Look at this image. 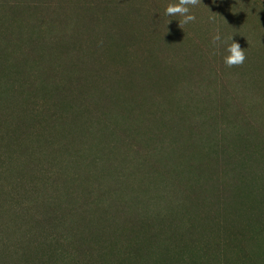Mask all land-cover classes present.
Returning <instances> with one entry per match:
<instances>
[{
  "label": "rangeland",
  "instance_id": "374dc122",
  "mask_svg": "<svg viewBox=\"0 0 264 264\" xmlns=\"http://www.w3.org/2000/svg\"><path fill=\"white\" fill-rule=\"evenodd\" d=\"M169 2L0 0V264L157 261L189 224L201 240L171 264H260L221 226L253 177L232 137L264 172V0H200L183 28ZM217 27L242 65L210 55Z\"/></svg>",
  "mask_w": 264,
  "mask_h": 264
},
{
  "label": "trees",
  "instance_id": "16d2710c",
  "mask_svg": "<svg viewBox=\"0 0 264 264\" xmlns=\"http://www.w3.org/2000/svg\"><path fill=\"white\" fill-rule=\"evenodd\" d=\"M250 135V134H249ZM231 143L233 144L234 151H237L238 155L237 157L244 160V162L248 161L247 165L242 166L243 171L240 175V178L253 176L246 181H240L239 184H241L238 187H234L231 203L236 204L237 206V212L233 215H228L225 217V219L222 221L221 229L224 232V242L227 246L230 247H237L240 246L243 241H247L252 243V254L257 258L260 264H264V182H258L256 180V175H264V172L258 173V170H254L253 167L257 166L256 162L257 160L253 161L256 157V155L261 152V146L259 144H256L252 138H250L246 134H242L238 137H232ZM258 161H262L264 165V150L261 153V157ZM243 162V163H244ZM252 181L259 186L255 188H251L249 184L252 183ZM238 184V185H239ZM248 191V195H247ZM238 194V195H237ZM220 196L218 195V199L220 201ZM238 197V199H237ZM207 202V201H205ZM214 204V203H213ZM216 204V203H215ZM229 204V205H230ZM207 223V222H205ZM204 225V224H202ZM210 234L212 232V229H210ZM214 230H216V227H214ZM187 232H191L190 235H187L188 239H184L182 244H179L177 242H174L173 240H163V248L161 250V255L159 256V260L152 261V262H137V259H140V261H143V256L141 253L137 254H130V256H135V259H128L130 262H123L120 264H171V262L176 259L177 261L180 259L179 257H182L186 250L192 247L193 244H198L201 240V234L196 238V232L191 228L189 224V228H187ZM78 234H75V237ZM198 241V242H197ZM220 241V240H219ZM148 251L150 252L152 248L150 246L146 247ZM200 249V248H199ZM198 254L195 253V251L192 252V258L190 257V260H192L191 264H198L201 263V255L199 254V250L197 249ZM145 252V251H143ZM81 253L86 255H91L90 251L81 250ZM246 254V253H245ZM64 257L66 258L68 256V253L63 250L59 249L58 246H56L55 251V257L58 258ZM177 257V258H176ZM250 255L244 256V261L242 263L239 262H231V264H259L254 259L253 261L250 260ZM126 259V258H123ZM127 260V261H128ZM56 264H64L62 262H55ZM79 261H77L76 264H78ZM85 264H87L85 262ZM230 264V263H226Z\"/></svg>",
  "mask_w": 264,
  "mask_h": 264
},
{
  "label": "clouds",
  "instance_id": "9594fccd",
  "mask_svg": "<svg viewBox=\"0 0 264 264\" xmlns=\"http://www.w3.org/2000/svg\"><path fill=\"white\" fill-rule=\"evenodd\" d=\"M199 3L200 0H175V2H169L164 9V16L171 18L179 17V19L168 20V25L172 20H177L180 28H183L184 25L194 23L197 20V16L192 9ZM213 3H216V0H213ZM262 9H257V13ZM209 19L212 20L214 18L210 17ZM211 47L213 51L210 52V55L213 56L217 55L219 49L223 47V63L229 68L242 65L247 59L245 50L234 39V35L226 36L219 27L214 29L211 38Z\"/></svg>",
  "mask_w": 264,
  "mask_h": 264
}]
</instances>
